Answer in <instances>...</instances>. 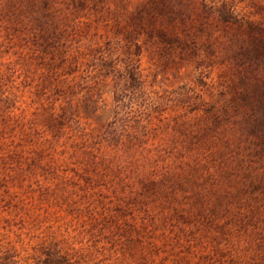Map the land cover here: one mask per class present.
<instances>
[{
	"label": "rangeland",
	"instance_id": "rangeland-1",
	"mask_svg": "<svg viewBox=\"0 0 264 264\" xmlns=\"http://www.w3.org/2000/svg\"><path fill=\"white\" fill-rule=\"evenodd\" d=\"M0 264H264V0H0Z\"/></svg>",
	"mask_w": 264,
	"mask_h": 264
}]
</instances>
